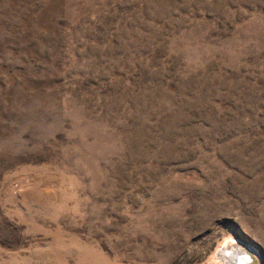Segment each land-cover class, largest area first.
Instances as JSON below:
<instances>
[{"label":"rangeland","instance_id":"obj_1","mask_svg":"<svg viewBox=\"0 0 264 264\" xmlns=\"http://www.w3.org/2000/svg\"><path fill=\"white\" fill-rule=\"evenodd\" d=\"M264 264V0H0V264Z\"/></svg>","mask_w":264,"mask_h":264},{"label":"bare ground","instance_id":"obj_2","mask_svg":"<svg viewBox=\"0 0 264 264\" xmlns=\"http://www.w3.org/2000/svg\"><path fill=\"white\" fill-rule=\"evenodd\" d=\"M246 248L240 244L228 242L218 252V258L224 261L225 264H253L249 256L246 255Z\"/></svg>","mask_w":264,"mask_h":264},{"label":"water","instance_id":"obj_3","mask_svg":"<svg viewBox=\"0 0 264 264\" xmlns=\"http://www.w3.org/2000/svg\"><path fill=\"white\" fill-rule=\"evenodd\" d=\"M246 250V255L249 256V259L252 260L253 264H258V262L256 261V259H254V257L252 256V254L250 253V251L248 249ZM232 264V263H231ZM238 264V263H237ZM247 264V263H245Z\"/></svg>","mask_w":264,"mask_h":264}]
</instances>
